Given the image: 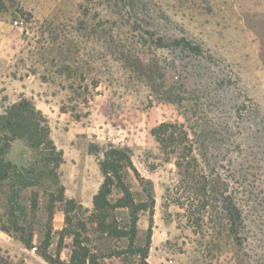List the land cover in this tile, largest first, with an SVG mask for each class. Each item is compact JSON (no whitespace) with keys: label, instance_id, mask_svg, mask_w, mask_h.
Here are the masks:
<instances>
[{"label":"rangeland","instance_id":"374dc122","mask_svg":"<svg viewBox=\"0 0 264 264\" xmlns=\"http://www.w3.org/2000/svg\"><path fill=\"white\" fill-rule=\"evenodd\" d=\"M21 99L53 144L6 146L0 264H49L46 240L67 259L66 202L89 215L110 147L149 264H264V0H0L1 144ZM162 122L187 138L165 148Z\"/></svg>","mask_w":264,"mask_h":264},{"label":"trees","instance_id":"16d2710c","mask_svg":"<svg viewBox=\"0 0 264 264\" xmlns=\"http://www.w3.org/2000/svg\"><path fill=\"white\" fill-rule=\"evenodd\" d=\"M198 51V47H194ZM3 119V130L7 132V141L1 144L0 138V188L1 183L9 176L10 163L5 162L3 154L8 142L16 137L24 138L28 146L34 151L41 145L52 146L49 138V128L45 117L39 110H36L29 102L20 100L12 104ZM173 123L162 122L152 128L151 133L155 139L165 148L169 147L170 141L175 139L174 134H179L186 139V132ZM178 129V131H176ZM176 136V135H175ZM178 158V156L176 157ZM132 166L130 158L121 150L110 147L103 153V160L100 162V169L103 174V182L96 194L93 195V207L87 217H80L75 213L82 211V206L74 200L66 202L65 225L59 234V247L65 236L71 238V248L67 259H61L60 250L54 254L46 251L49 240L44 243V249L40 251L43 259L49 264H149V248L151 244V227L142 235L137 227L138 210L140 204L136 205L132 200L120 198L111 202L108 196L111 188L120 180V162ZM175 161L179 165L183 157ZM62 200V197H60ZM120 208L128 209V218L125 222L118 219L115 211ZM73 212V213H72ZM152 218V217H151ZM94 230L93 237L89 229ZM49 236V234H48ZM30 246L29 242L26 243Z\"/></svg>","mask_w":264,"mask_h":264},{"label":"built area","instance_id":"2783aa9c","mask_svg":"<svg viewBox=\"0 0 264 264\" xmlns=\"http://www.w3.org/2000/svg\"><path fill=\"white\" fill-rule=\"evenodd\" d=\"M13 24H14L17 28H21V26H20V24H19V22H18L17 20H15V21L13 22Z\"/></svg>","mask_w":264,"mask_h":264}]
</instances>
